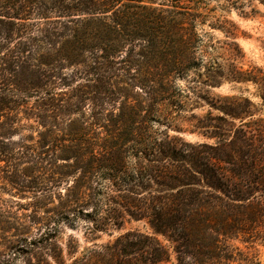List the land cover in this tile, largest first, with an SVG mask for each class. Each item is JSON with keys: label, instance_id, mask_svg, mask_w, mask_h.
I'll return each mask as SVG.
<instances>
[{"label": "trees", "instance_id": "obj_1", "mask_svg": "<svg viewBox=\"0 0 264 264\" xmlns=\"http://www.w3.org/2000/svg\"><path fill=\"white\" fill-rule=\"evenodd\" d=\"M212 3L0 0V193L31 211L14 220L20 205L0 196V230L9 248L45 229L47 252L28 264H69L58 235L81 220L154 234L128 231L70 264L164 263L157 235L179 264H228L227 241L264 226V74L219 62L203 27L229 21ZM227 79L261 102L205 90Z\"/></svg>", "mask_w": 264, "mask_h": 264}, {"label": "rangeland", "instance_id": "obj_2", "mask_svg": "<svg viewBox=\"0 0 264 264\" xmlns=\"http://www.w3.org/2000/svg\"><path fill=\"white\" fill-rule=\"evenodd\" d=\"M185 7L191 10L195 8L190 5ZM211 7L215 8L218 18L222 21H229V23L221 24L224 29L220 27L217 30H210L206 26L203 27L205 31L203 33L213 34L215 42L221 48L217 54L219 62L226 66L230 74L236 70L252 71L259 75L264 74V6L257 0H213ZM233 36L235 39H232ZM193 79L194 76L192 75L190 78L182 80L181 83L184 88L193 87ZM205 90L212 97L244 95L252 98L255 103L261 102L258 95L259 90L252 83L227 79L223 81L221 87H205ZM208 110V106H204L196 109L195 112L204 115ZM183 136L188 141H203L201 137L194 134L186 133ZM0 196L13 199L20 205L13 211V215H10L12 219L17 220L24 217L25 219H22L24 221L26 216L31 215V211L26 210L28 200L18 197L12 198L7 192L0 193ZM131 230H141L150 235L154 234L145 221L128 219L121 229L109 228L106 232H97L93 230L92 223L81 220L75 227L62 224L58 241L64 249L65 260L68 261L70 257L73 258L68 261L70 264L76 258L87 256L92 250H98L114 243L119 236ZM44 232L45 229L39 231V227L34 228L28 238L25 236L20 239L14 237L13 243L8 248L4 239H1L4 232L0 230V262L28 264L30 261L41 259L47 252L43 248L45 241L41 239ZM14 234H17L16 231L11 230L7 237L12 238ZM157 237L169 250V260L161 264H179L174 245L161 235H157ZM227 242L233 256L232 261L228 264H264V226H261L254 234L236 236ZM49 254L54 253L49 251ZM44 258L50 259L46 255Z\"/></svg>", "mask_w": 264, "mask_h": 264}]
</instances>
